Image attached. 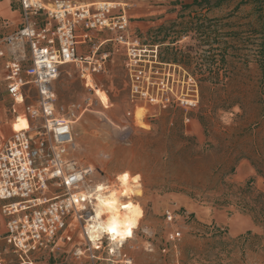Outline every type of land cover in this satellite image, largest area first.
<instances>
[{"label": "rangeland", "instance_id": "rangeland-1", "mask_svg": "<svg viewBox=\"0 0 264 264\" xmlns=\"http://www.w3.org/2000/svg\"><path fill=\"white\" fill-rule=\"evenodd\" d=\"M72 1L126 5V13L133 18L132 32L141 43L159 45L163 61L181 66L199 82V105L186 113L187 125L181 109L154 112L145 108L146 118L137 123L141 106L133 110L128 101L118 57L108 63L107 74L97 76V86L107 97L97 100L73 67H63L53 83L58 105L92 102L90 111L73 126V156L80 165L100 168L102 179L114 185L111 189L118 196L116 176L122 172L140 175L142 196L132 200L139 206L140 224L121 252L133 264H264V246L229 244L222 239L224 231L201 230L186 212L191 203L213 208L236 203L258 218L264 215L262 193L249 182H233L248 166L264 178V0H229L225 9L215 11L193 5L194 0ZM9 106L0 81L4 138L12 133L4 124L10 118ZM132 111L133 116L127 117ZM165 209L178 215L172 226L165 222ZM174 230L181 232V238L170 243L167 234ZM4 232L5 218L0 213V257L4 264H16L17 257L1 240ZM69 249L40 252L33 263L92 264L77 259ZM260 249L259 259L254 254ZM234 253L238 258L228 261ZM95 264L115 263L100 260Z\"/></svg>", "mask_w": 264, "mask_h": 264}, {"label": "built area", "instance_id": "built-area-1", "mask_svg": "<svg viewBox=\"0 0 264 264\" xmlns=\"http://www.w3.org/2000/svg\"><path fill=\"white\" fill-rule=\"evenodd\" d=\"M19 5L20 27L0 39V81L10 100L4 124L24 116L27 128L8 138L0 131L1 240L17 257L16 264H37L36 254L66 246L92 264H133L121 249L137 228L122 243L98 228L106 220L98 214V196L105 192H98V185H113L102 179L100 168L82 166L73 156V126L90 111L91 99L58 105L53 83L63 67L71 66L83 85L89 78L97 85L96 76L107 74L108 63L118 57L133 110L181 109L187 125L186 113L199 105V82L181 66L163 61L159 45L141 43L125 6L72 0H19ZM163 216L172 226L178 215L165 209ZM180 238L177 230L167 234L170 243Z\"/></svg>", "mask_w": 264, "mask_h": 264}, {"label": "crops", "instance_id": "crops-1", "mask_svg": "<svg viewBox=\"0 0 264 264\" xmlns=\"http://www.w3.org/2000/svg\"><path fill=\"white\" fill-rule=\"evenodd\" d=\"M228 1L221 3L218 7H212L211 11L225 9ZM20 23L19 0H0V39L15 32L20 27ZM97 76L96 81H100ZM234 178H237L233 181L236 183H251L264 197V178L256 174L254 168L251 166L246 167L245 174L239 173ZM186 209L190 217L197 221L198 228L201 230H210L212 228L215 232L224 231L222 239L229 244L238 243L240 246L244 245L246 248L248 246H264V215L258 218L249 210L236 206V203L234 206L223 208H213L191 203L189 208L186 207ZM248 254L249 257L252 255V253ZM262 254L263 250L260 249L254 255L260 259V255ZM228 257V261H234L238 258L236 253ZM249 257L247 260L251 259Z\"/></svg>", "mask_w": 264, "mask_h": 264}, {"label": "bare ground", "instance_id": "bare-ground-1", "mask_svg": "<svg viewBox=\"0 0 264 264\" xmlns=\"http://www.w3.org/2000/svg\"><path fill=\"white\" fill-rule=\"evenodd\" d=\"M110 2V1H109ZM122 5L118 2H112ZM86 85L89 87L94 93V97L99 100L102 95L107 97L106 91L102 90L98 87L93 79L89 78L86 82ZM144 107H138L136 113V122L142 123L145 119V113L143 112ZM147 109V108H146ZM139 110V111H138ZM143 113V114H142ZM27 128V120L24 116L19 117L16 121L12 123L10 129L12 132L19 131L21 129ZM125 177H127L125 179ZM138 178V179H137ZM140 175L134 174L129 175L126 172H122L115 178V182L119 186L120 195L118 196L117 193L113 189H108L102 187V185H98L99 189L97 190L100 192L101 190L105 189V192L98 196V203L97 209L99 215H106V220L104 222L98 223V228L101 231H105L109 234L112 240L122 243V241L128 238V235H124L126 229L125 225L130 224V230L135 229L136 225L140 224V220L138 217L139 206L137 203L132 202L134 197H141L142 191L140 190ZM141 182V181H140ZM112 184V183H111ZM114 186V185H113ZM128 197V200L122 201L123 197ZM126 203V204H124ZM125 205H130L131 207H125ZM115 224L117 226V233L113 234L108 231L110 225ZM94 228V227H93Z\"/></svg>", "mask_w": 264, "mask_h": 264}, {"label": "trees", "instance_id": "trees-1", "mask_svg": "<svg viewBox=\"0 0 264 264\" xmlns=\"http://www.w3.org/2000/svg\"><path fill=\"white\" fill-rule=\"evenodd\" d=\"M227 0H194L193 5L197 6H207V7H218L221 3L226 2ZM211 230H214L211 228ZM223 231H219L221 233Z\"/></svg>", "mask_w": 264, "mask_h": 264}, {"label": "snow or ice", "instance_id": "snow-or-ice-1", "mask_svg": "<svg viewBox=\"0 0 264 264\" xmlns=\"http://www.w3.org/2000/svg\"><path fill=\"white\" fill-rule=\"evenodd\" d=\"M126 178H127V177H125V179H126ZM137 179H138V178H137ZM125 207H131V206H130V205H125ZM130 227H131L130 224L125 225V229H126V231H125L124 235H131ZM108 231H109L110 233L116 234V233H117V226H116L115 224L110 225L109 228H108Z\"/></svg>", "mask_w": 264, "mask_h": 264}]
</instances>
